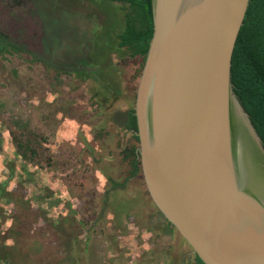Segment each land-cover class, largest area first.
<instances>
[{
	"label": "rangeland",
	"instance_id": "obj_1",
	"mask_svg": "<svg viewBox=\"0 0 264 264\" xmlns=\"http://www.w3.org/2000/svg\"><path fill=\"white\" fill-rule=\"evenodd\" d=\"M33 1L0 0L25 46L0 51V264H194L124 157L142 60L117 45L120 3ZM82 49L105 59L86 80L70 72Z\"/></svg>",
	"mask_w": 264,
	"mask_h": 264
},
{
	"label": "water",
	"instance_id": "obj_2",
	"mask_svg": "<svg viewBox=\"0 0 264 264\" xmlns=\"http://www.w3.org/2000/svg\"><path fill=\"white\" fill-rule=\"evenodd\" d=\"M250 0H151L133 113L148 194L205 264H264V147L231 83Z\"/></svg>",
	"mask_w": 264,
	"mask_h": 264
},
{
	"label": "trees",
	"instance_id": "obj_3",
	"mask_svg": "<svg viewBox=\"0 0 264 264\" xmlns=\"http://www.w3.org/2000/svg\"><path fill=\"white\" fill-rule=\"evenodd\" d=\"M86 1L88 2V0ZM86 1L66 0L65 4L68 5L65 11L69 13L79 12L80 10L84 11L87 7V5L84 4ZM109 1L120 3V9L123 12L122 29L120 31H115L114 36L117 40V45L120 48H124L130 56L140 57L143 65L153 31L151 0ZM32 2L35 5L33 0ZM88 4H90V2H88ZM89 16L90 15H85L84 17L86 18ZM9 47L14 50H24L25 46L22 47L21 44L19 45V43L8 38L0 31V51L9 50ZM80 52L83 53V49ZM29 53L33 54L30 51ZM73 60L76 65L81 64L84 66L87 65L88 67H93L94 64L101 65L105 61L104 58H99L100 63H98V57L96 60L93 58V51L91 49L87 51L85 55L83 53V56ZM85 67L78 68V66H74L70 72L79 75L83 80L90 79L97 71L95 67L92 69ZM231 83L234 93L249 115L250 121L261 138L264 147V0H250L249 2L243 24L239 30L232 52ZM133 108H128L120 113L122 127L129 131L132 140V143L124 152V157L128 159L131 167V177L141 173L140 160L136 149L138 146V136L135 134L137 124ZM157 211L165 221V232L170 234L172 231H176L178 233L175 227L166 220L158 208ZM178 235L186 243L185 239L179 233ZM85 249H87V247H85ZM71 259L72 257H69V260ZM194 264L205 263L198 255L194 254Z\"/></svg>",
	"mask_w": 264,
	"mask_h": 264
},
{
	"label": "flooded vegetation",
	"instance_id": "obj_4",
	"mask_svg": "<svg viewBox=\"0 0 264 264\" xmlns=\"http://www.w3.org/2000/svg\"><path fill=\"white\" fill-rule=\"evenodd\" d=\"M141 174V173H140ZM156 207V206H155ZM194 255V254H193Z\"/></svg>",
	"mask_w": 264,
	"mask_h": 264
}]
</instances>
